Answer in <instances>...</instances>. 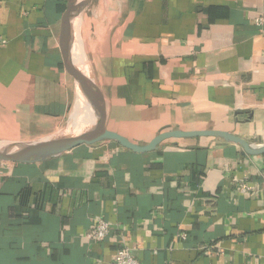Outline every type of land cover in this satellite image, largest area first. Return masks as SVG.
Returning <instances> with one entry per match:
<instances>
[{
    "label": "crops",
    "instance_id": "0c3cea01",
    "mask_svg": "<svg viewBox=\"0 0 264 264\" xmlns=\"http://www.w3.org/2000/svg\"><path fill=\"white\" fill-rule=\"evenodd\" d=\"M65 1L0 0V143L44 142L73 122ZM102 6L109 44L91 77L109 130L139 144L170 130L264 143V0ZM99 220L111 224L104 241L90 237ZM122 246L140 264H264V155L199 138L0 162V264H113Z\"/></svg>",
    "mask_w": 264,
    "mask_h": 264
},
{
    "label": "water",
    "instance_id": "95a60500",
    "mask_svg": "<svg viewBox=\"0 0 264 264\" xmlns=\"http://www.w3.org/2000/svg\"><path fill=\"white\" fill-rule=\"evenodd\" d=\"M92 0H66V9L61 20V39L70 73L77 86V107L79 97L91 111L72 125L59 137L36 144L0 143V162L15 165H35L61 158L64 154L81 146H94L99 143H116L136 154H148L162 150L171 140L209 138L221 140L225 144L236 145L249 156L264 155V143L259 139L246 140L232 132L204 130L185 132L182 130L162 131L147 144H139L125 136L111 131L101 118V94L91 74L83 65L74 41V21ZM236 114H239L236 113ZM90 115L96 122H92ZM252 117V116H251ZM100 118V120H99Z\"/></svg>",
    "mask_w": 264,
    "mask_h": 264
},
{
    "label": "rangeland",
    "instance_id": "374dc122",
    "mask_svg": "<svg viewBox=\"0 0 264 264\" xmlns=\"http://www.w3.org/2000/svg\"><path fill=\"white\" fill-rule=\"evenodd\" d=\"M102 9H104L102 0H92L74 21L75 45L89 74L96 61H101L103 56L106 57L108 49L107 34L111 26L102 21L101 17L95 19V14L102 12ZM109 11H111V5H106L105 12Z\"/></svg>",
    "mask_w": 264,
    "mask_h": 264
},
{
    "label": "built area",
    "instance_id": "2783aa9c",
    "mask_svg": "<svg viewBox=\"0 0 264 264\" xmlns=\"http://www.w3.org/2000/svg\"><path fill=\"white\" fill-rule=\"evenodd\" d=\"M239 190L245 194H251L255 192V188L248 185H240ZM111 224L104 220H99L96 222L93 234L91 238L97 241H104L110 234ZM186 237V236H184ZM113 264H140L134 256L131 254L129 249L125 246L119 247L114 255Z\"/></svg>",
    "mask_w": 264,
    "mask_h": 264
},
{
    "label": "bare ground",
    "instance_id": "6f19581e",
    "mask_svg": "<svg viewBox=\"0 0 264 264\" xmlns=\"http://www.w3.org/2000/svg\"><path fill=\"white\" fill-rule=\"evenodd\" d=\"M79 98L80 99L77 104V107L80 109V111L78 113L75 111V118H74V121L72 122L73 124L75 122L78 123L79 121H81L84 118L85 114H87V111H88V114L91 112L88 108V105L83 101V99L81 97ZM91 118H92V122L95 123L93 117L90 115V119Z\"/></svg>",
    "mask_w": 264,
    "mask_h": 264
},
{
    "label": "trees",
    "instance_id": "16d2710c",
    "mask_svg": "<svg viewBox=\"0 0 264 264\" xmlns=\"http://www.w3.org/2000/svg\"><path fill=\"white\" fill-rule=\"evenodd\" d=\"M65 3H66V1H65Z\"/></svg>",
    "mask_w": 264,
    "mask_h": 264
}]
</instances>
